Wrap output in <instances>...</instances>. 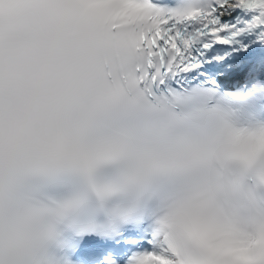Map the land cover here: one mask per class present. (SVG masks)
Here are the masks:
<instances>
[{
  "label": "snow or ice",
  "instance_id": "obj_1",
  "mask_svg": "<svg viewBox=\"0 0 264 264\" xmlns=\"http://www.w3.org/2000/svg\"><path fill=\"white\" fill-rule=\"evenodd\" d=\"M0 264H264V0H0Z\"/></svg>",
  "mask_w": 264,
  "mask_h": 264
}]
</instances>
